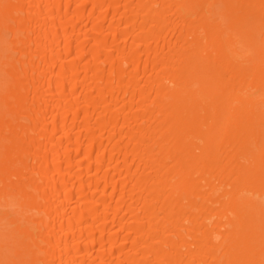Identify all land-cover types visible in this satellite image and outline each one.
<instances>
[{"label":"bare ground","instance_id":"6f19581e","mask_svg":"<svg viewBox=\"0 0 264 264\" xmlns=\"http://www.w3.org/2000/svg\"><path fill=\"white\" fill-rule=\"evenodd\" d=\"M0 264H264V0H0Z\"/></svg>","mask_w":264,"mask_h":264}]
</instances>
